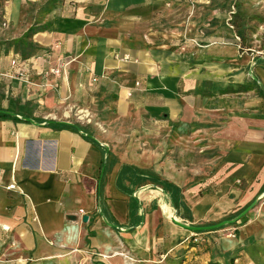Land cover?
Masks as SVG:
<instances>
[{"label": "crops", "instance_id": "0c3cea01", "mask_svg": "<svg viewBox=\"0 0 264 264\" xmlns=\"http://www.w3.org/2000/svg\"><path fill=\"white\" fill-rule=\"evenodd\" d=\"M168 5L54 1L34 37L51 56L0 72L15 89L0 106L14 114L0 112V264H264V57L228 35L202 33L196 50L185 22L153 28ZM98 86L115 89L123 113L198 131L166 158L141 146L119 157L85 128L33 112L65 111ZM167 185L181 190L178 207ZM252 204L225 230L173 221L212 226Z\"/></svg>", "mask_w": 264, "mask_h": 264}, {"label": "rangeland", "instance_id": "374dc122", "mask_svg": "<svg viewBox=\"0 0 264 264\" xmlns=\"http://www.w3.org/2000/svg\"><path fill=\"white\" fill-rule=\"evenodd\" d=\"M54 1L57 2V0H0V72L3 73L8 64L13 69L31 60L51 56L53 50L35 42V35H32L31 30L41 27ZM65 1L60 0L61 4ZM184 22L186 25H192L190 41H187L191 42L196 50L203 44L200 42L202 33L209 38H225V35H228L239 47L243 45V52L256 58L264 57V0H169V5L161 13L155 14L152 26L166 28ZM184 32L188 31L185 29ZM238 33L244 35L243 40L237 36ZM194 54L188 52L189 56ZM69 60L71 61V58ZM66 67L67 63H63L60 72L59 69L47 72L54 70V73L60 74L61 71L67 70ZM6 91V94H2ZM13 91L15 89L11 85L0 81V106L4 100L2 97L10 95ZM78 96V104L70 105L68 101L65 111L35 109L33 112L38 114L40 112L51 121H69L85 128L107 146L112 154L119 157L141 146L154 151L162 150L163 158H166L167 148L171 147L172 141L175 144L178 136L198 131V127L168 126L165 117L159 121H151L147 115L135 109L123 113L118 108L119 96L115 89L111 91L104 86H98L87 94ZM13 100L17 105L20 104L18 96ZM25 111L27 114L28 111ZM66 111L70 112L68 119L63 117ZM81 111L90 114L88 119L87 117L81 119V116L86 114ZM53 113L56 118L52 117ZM209 153L204 160H213L218 156L213 151ZM203 177L209 178V174ZM229 226L225 225L222 229L225 230ZM249 244L250 241L245 245Z\"/></svg>", "mask_w": 264, "mask_h": 264}, {"label": "water", "instance_id": "95a60500", "mask_svg": "<svg viewBox=\"0 0 264 264\" xmlns=\"http://www.w3.org/2000/svg\"><path fill=\"white\" fill-rule=\"evenodd\" d=\"M1 113H5V114H8V115H14L13 113L11 112H7V111H0ZM26 120L28 122H32L33 121L29 118H26ZM52 122H56V121H52ZM57 123H60V124H64V125H68V126H75V124L69 122V121H57ZM255 204H252L250 205L248 208H246L237 218L233 219V220H227V221H223L219 224H216V225H212V226H189V225H186V224H183L182 222H180L176 217L173 218V221L175 224L179 225L180 227H183L189 231H192V232H198V231H208V230H215V229H220V228H223L225 225H231V224H234L236 223L237 221H239L241 218H243L246 214H248L254 207Z\"/></svg>", "mask_w": 264, "mask_h": 264}, {"label": "trees", "instance_id": "16d2710c", "mask_svg": "<svg viewBox=\"0 0 264 264\" xmlns=\"http://www.w3.org/2000/svg\"><path fill=\"white\" fill-rule=\"evenodd\" d=\"M44 29V27H35L33 28L31 31H32V35L34 36L35 34H37L38 32H40V30ZM241 40L244 39V35L242 33H238L237 35ZM20 42V41H19ZM241 50L244 49L243 45L241 44L240 46ZM2 117L4 118H10L11 115H8V114H1ZM52 126L53 127H56V128H66V127H71V128H76V129H79L80 126L76 125L75 126H68V125H64V124H60V123H52ZM166 191L170 193L171 195V199L173 201V203L178 207V205L180 204L179 201L181 199V190L178 188V187H175V186H172V185H167L166 186ZM209 231V230H208ZM203 232H206V231H198L197 233H203ZM197 240L198 237L196 236L194 238V240ZM211 264H215V263H211Z\"/></svg>", "mask_w": 264, "mask_h": 264}, {"label": "bare ground", "instance_id": "6f19581e", "mask_svg": "<svg viewBox=\"0 0 264 264\" xmlns=\"http://www.w3.org/2000/svg\"><path fill=\"white\" fill-rule=\"evenodd\" d=\"M81 113H86V114L81 116V119L86 118V117L88 118L90 116V114L86 111H81Z\"/></svg>", "mask_w": 264, "mask_h": 264}, {"label": "built area", "instance_id": "2783aa9c", "mask_svg": "<svg viewBox=\"0 0 264 264\" xmlns=\"http://www.w3.org/2000/svg\"><path fill=\"white\" fill-rule=\"evenodd\" d=\"M13 188H14V185H11V186L8 187V189H13Z\"/></svg>", "mask_w": 264, "mask_h": 264}]
</instances>
